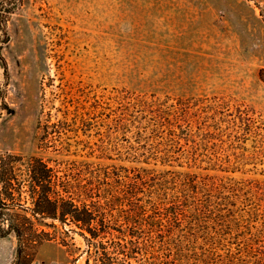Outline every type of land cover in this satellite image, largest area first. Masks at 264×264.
I'll return each instance as SVG.
<instances>
[{
	"label": "rangeland",
	"instance_id": "obj_1",
	"mask_svg": "<svg viewBox=\"0 0 264 264\" xmlns=\"http://www.w3.org/2000/svg\"><path fill=\"white\" fill-rule=\"evenodd\" d=\"M0 153L78 168L131 214L126 264H264V0H0ZM44 221L29 264H95Z\"/></svg>",
	"mask_w": 264,
	"mask_h": 264
},
{
	"label": "trees",
	"instance_id": "obj_2",
	"mask_svg": "<svg viewBox=\"0 0 264 264\" xmlns=\"http://www.w3.org/2000/svg\"><path fill=\"white\" fill-rule=\"evenodd\" d=\"M23 193L30 207L21 203ZM110 206V197L102 199L91 181L82 182L78 168L57 169L42 157L0 153V233L16 238L15 264H29L36 248L54 237L38 227L48 225L46 219L78 227L95 246V264H126L132 244L126 235L132 236L137 227L131 214L126 225L116 226L106 215Z\"/></svg>",
	"mask_w": 264,
	"mask_h": 264
}]
</instances>
